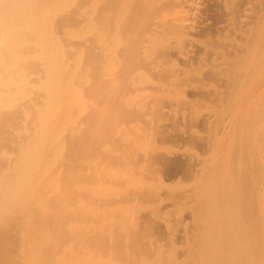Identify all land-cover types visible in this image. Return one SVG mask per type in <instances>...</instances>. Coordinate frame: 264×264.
<instances>
[{
  "label": "bare ground",
  "instance_id": "obj_1",
  "mask_svg": "<svg viewBox=\"0 0 264 264\" xmlns=\"http://www.w3.org/2000/svg\"><path fill=\"white\" fill-rule=\"evenodd\" d=\"M214 8L222 14L216 23ZM209 95L220 105L206 118V153L179 160L191 182L142 210L153 156L146 129L123 123L125 113L148 117L149 129L161 125L163 140L178 131L189 140L196 122L187 120L199 119L181 113L175 122L180 98ZM109 101L121 107L112 131L122 151L101 149ZM88 139L115 160L136 141L141 160L79 158L87 181L75 186L73 145ZM164 156L160 164L169 166ZM133 212L164 232L167 245L145 238L154 256L120 261L88 246L90 236L96 245L139 243L136 222L124 226ZM0 257L2 264H264V0H0Z\"/></svg>",
  "mask_w": 264,
  "mask_h": 264
},
{
  "label": "rangeland",
  "instance_id": "obj_2",
  "mask_svg": "<svg viewBox=\"0 0 264 264\" xmlns=\"http://www.w3.org/2000/svg\"><path fill=\"white\" fill-rule=\"evenodd\" d=\"M211 13H210V18H211V21L213 23H216L222 19V17H221L222 14L219 11V9L217 10V8H214ZM149 75H151V74H149ZM220 80L221 79L218 78L216 83L220 84L221 83ZM207 81L210 82V80H207ZM213 81H215V80L211 81L212 84L214 83ZM205 87L206 88L208 87L207 84L205 85ZM204 92H206V91H204ZM206 93H204V94H206ZM180 99L182 100V102H179L180 106H179L178 110L181 112H179V114H180L179 116L177 115L178 117H176L175 122L176 121L179 122L182 118H184L181 113L186 115L185 116L186 120L188 118H191V117H198V119H199L198 121L190 120V119L187 120V121L192 122L191 124H193V125L196 122L195 126L190 127L192 129V131L189 129L191 132H193V136H194V137L191 136V139H189V140L185 139L186 135H185V138H184V136H182L185 140L184 139L182 140V138L179 139L178 137L179 136L181 137V135H180L181 132H179L178 130H177L178 132L175 134V135L178 134L176 136V138L173 137V138H175V140L174 139L170 140L167 138L165 140H163L162 135H163L164 131H163V129L162 130L159 129L161 125H158L159 128H157L155 126V128L149 129L148 123H149L150 119L148 117L143 116L141 114H137V113H132V114L131 113H125L126 119L124 120L123 123H128L129 121H134L135 123H138V125L140 124L142 126V128L146 129V132L144 131L142 133V139L143 140H146V139L149 140L150 145L146 144L145 148H146V150L150 151L152 156H153L150 159V161L145 162L147 165L148 172H150V173H147V176L145 177L146 183L142 185L144 188V191H145L144 194L141 195V197H140V203L143 206L141 208L142 210L147 209L148 207L153 208L154 206L157 205V202L160 199H170L174 196L181 194L183 191H185L187 186L189 185V182H191L193 177L191 178V176L189 174L185 173V171H184L185 169L182 168V167H185L184 162H180L179 160L182 161V159H183V161H185L184 159L187 158V157H185V154H187V156L188 155L195 156L198 154L203 155L204 153H206V147L203 144L204 142L201 141L205 137H207L209 134L208 133L209 129L207 128V119L206 118H207L208 113L210 111H213L214 108L215 109L218 108V106L220 105V100L217 97L210 96V95L205 96V97L203 96V97H200L197 99H192L189 97L188 98L189 102L185 101L183 99V97ZM162 103H163V101H160L159 104H162ZM144 105H147V104H144ZM105 106L108 109V113H107V116L105 117V119L102 120L103 125H105L106 128H105V131H103L104 138H103L102 142L104 141V143H102L101 149L103 150L106 147V150L107 149L108 150L109 149H111V150H120L121 149L120 151H122L123 147H120L118 145L117 140H116V133L117 132L115 133V135H113V131H112V130L117 131L116 118L120 115L121 107L115 103L110 102V101L108 103H106ZM162 116L164 117L166 115L161 114V117ZM174 116H176V115H174ZM153 118H155V119H153L154 121L156 120L155 125H157L158 124L157 122H159L160 120L163 119V118L160 119V115L158 116L157 114ZM179 118H181V119L179 120ZM209 118H212V117H209ZM165 121H167V120L165 119ZM187 121H185V124L188 123ZM182 123H183V121H182ZM179 124H181V123H179ZM182 125H184V123L181 124L180 126H182ZM190 125H188V126H190ZM174 128L176 129V127H174ZM185 128H188V127H186V125H185ZM89 129L91 131L93 130L92 127H89ZM173 131L175 132L174 129H173ZM75 134H74V136L76 137ZM186 134H188V132ZM198 135H200L201 139L198 138ZM188 138H189V136H188ZM130 139L136 140L133 137H131ZM135 142L136 141L130 143L131 148H128L127 146L124 147L125 148V151H124L125 155H123L122 159H116L115 160L109 156H104L99 151H97L95 149V144L93 142V139L86 140L82 145L79 144V142L75 141L74 145H73V147L75 148V151H73V155L75 157H74V159H72V162L74 165V173H72L71 181L74 182L75 186L78 185V182H86L87 181V178H86L87 173L86 172L88 170L83 169V166L81 167L78 164L79 158L86 159L85 160L86 162L92 161L94 159L93 157L99 158L105 165H114V164H116V162H119V161H131L134 164H136V162L138 164L139 160H141L142 155L137 151L138 147H136L137 144L135 145ZM77 152H80L81 154L79 155V154H77ZM171 152H178L176 155L183 153L184 156L178 155V157H177L175 155V160H174V156H172V157L169 156V153H171ZM167 153H168V156H167ZM164 154H166V156L168 157L169 163L171 162V164H172V165L170 164L171 166L170 165L168 166L167 164L162 166L160 164L161 159H162L161 156H164ZM172 155H174V154L172 153ZM182 156L184 158H181ZM171 158H173V159H171ZM172 160H174L175 162ZM74 161H75V164H74ZM168 161H167V163H168ZM175 165H177V168ZM180 165L182 167H180ZM111 167H113V166H111ZM98 189L103 190L101 188H98ZM73 194L75 195V197H77L76 192H73ZM88 201L90 203H92L90 194L88 197ZM174 214H175V211H171L169 213L170 216H172ZM76 215H78L77 217L79 218L80 214L77 213ZM131 216H132L131 219H128V217H127V221L124 224V226L126 228H130L136 222L135 228L137 230V233H136L134 238L140 239L139 243H136V244L132 243L128 246H125V249H124L123 247H119L120 244L109 246L107 244V242H105V241H102L101 244L96 245L94 243L93 236H90L89 238H86L88 246H90L91 249H93V250L96 249L97 255L98 254L101 255L103 258H106L107 255L110 253L113 256H115L116 258L120 259V261H124L125 259L137 260L140 258L138 256L142 253H145L146 257L154 256L151 249L147 247V244H145V238L149 237V238H151L152 241H153V239H156L157 241H162L164 244H166L163 230L154 221H152V219L142 217L141 213H139V212H133V213H131ZM73 218L74 217H72L71 219H73ZM114 219L119 224H121L123 222L122 217H120V216H115ZM111 222H112L111 217L105 219L106 225H108V223H111ZM105 224H103V225L105 226ZM96 241L99 242V239H96ZM125 250L129 251L130 252L129 254L131 256L126 257L127 254H124ZM117 251H120L121 254H116ZM2 263H3V258L0 257V264H2ZM127 263H129V262H127Z\"/></svg>",
  "mask_w": 264,
  "mask_h": 264
}]
</instances>
